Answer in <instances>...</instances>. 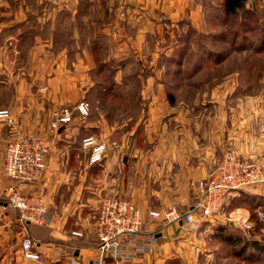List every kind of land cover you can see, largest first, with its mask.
Wrapping results in <instances>:
<instances>
[{"label":"crops","instance_id":"crops-1","mask_svg":"<svg viewBox=\"0 0 264 264\" xmlns=\"http://www.w3.org/2000/svg\"><path fill=\"white\" fill-rule=\"evenodd\" d=\"M201 1L0 0V110L9 111L12 119L11 126L0 123V264H26L20 255L23 235L48 264H94L95 220L106 196L133 203L140 212L141 238L152 236L155 244L151 254L105 264H213L230 259L216 228L243 232L241 225L250 215L235 218L229 208L201 220L194 205L196 186L230 146L239 157L264 165V131L255 120L245 119L246 110L226 106L227 89L195 92L188 102L179 78L167 75L165 66L181 64L170 55L179 47L172 42L173 30L198 19ZM73 21L79 22L77 29L66 33L65 44L55 46L54 28H68ZM79 27L88 32L82 34ZM106 65L115 72L114 85L141 86L138 110L122 122L98 115L88 123L75 115L70 124L51 130L53 111L84 98L95 84L91 71ZM98 87L106 89L100 83ZM112 94L103 92L102 99ZM87 130L107 147L99 165H88V153L81 147ZM15 135L50 141L45 175L27 191L43 199L50 222H20L2 195L8 184L5 145ZM260 199L264 184L231 192L224 202L248 200L260 207ZM168 207L181 213L179 222L165 225L148 215ZM231 215L235 217L228 219Z\"/></svg>","mask_w":264,"mask_h":264},{"label":"rangeland","instance_id":"rangeland-1","mask_svg":"<svg viewBox=\"0 0 264 264\" xmlns=\"http://www.w3.org/2000/svg\"><path fill=\"white\" fill-rule=\"evenodd\" d=\"M196 12L197 20L183 21L173 30L172 42L179 47L170 55L181 61V64L165 66L167 75L179 78V87L187 101L195 92L204 94L209 88L214 92L220 91L221 88H224V91L227 89L226 106L230 110H246L249 115H245V119L255 120L256 127L264 131V0H214L211 3L203 0ZM78 24V21H73L68 28H65L66 25L63 28L61 24L55 27V46L65 44L69 39L66 33L77 29ZM79 29L83 31L82 34L88 32L87 28ZM82 41L84 42V39ZM75 54L77 53H73V56ZM99 54L101 58L105 55L104 52ZM91 72L95 84L81 99L89 108V115L84 121L93 123L98 115L105 116L107 122H122L131 118L140 106L137 97L141 86L132 82L114 85L115 72L107 65L96 67ZM124 72L119 74L120 77L124 76ZM209 79L212 81L208 84ZM196 80L197 85L194 84ZM98 83L106 89L102 91ZM103 92L113 94L107 95V99H102ZM82 136V139L88 136L97 138L96 133L91 130L85 131ZM232 147L229 149L235 150ZM247 201L238 200L230 204L228 200L221 208L224 212L229 208L233 210L232 214L236 217L227 216L228 219H233V216L246 218L256 211V217L241 225L246 234L248 229L255 225L256 218L264 225V199L257 201L260 207ZM262 233L260 229L259 234ZM259 234L253 236L259 239ZM213 264H264V253H258L247 261L230 258L215 261Z\"/></svg>","mask_w":264,"mask_h":264},{"label":"built area","instance_id":"built-area-1","mask_svg":"<svg viewBox=\"0 0 264 264\" xmlns=\"http://www.w3.org/2000/svg\"><path fill=\"white\" fill-rule=\"evenodd\" d=\"M75 115L84 121L89 115L88 104L79 100L73 107H62L51 114V130L70 124ZM12 125L9 111L0 110V123ZM81 147L88 153V165L102 163L107 147L94 136L82 139ZM50 141L28 135H15L5 145L3 172L8 184L3 197L18 213L22 223L44 224L50 222L43 199L29 193L28 188L38 182L47 169ZM264 184V165L239 157L233 149H227L216 169L197 183L195 208L200 219L206 220L219 213L225 197ZM153 219H161L165 225L177 223L181 213L175 207L164 211H150ZM140 212L133 203L116 196L103 197L95 220L98 257L94 264L111 260L131 262L153 253L152 236L141 238ZM78 236L79 233H73ZM20 255L26 264H48L36 250L35 243L27 235L20 241Z\"/></svg>","mask_w":264,"mask_h":264},{"label":"trees","instance_id":"trees-1","mask_svg":"<svg viewBox=\"0 0 264 264\" xmlns=\"http://www.w3.org/2000/svg\"><path fill=\"white\" fill-rule=\"evenodd\" d=\"M262 40L264 41V38ZM253 213L255 215L251 214L250 219L256 217V211ZM260 229L263 231L262 234H259ZM227 230L225 227L219 226L216 228V234L219 242L227 247L228 255L233 260L247 261L248 258L252 259L258 253H264V225L257 218L252 229H248V234L240 230L239 233ZM256 234L260 235L259 239L253 236Z\"/></svg>","mask_w":264,"mask_h":264}]
</instances>
